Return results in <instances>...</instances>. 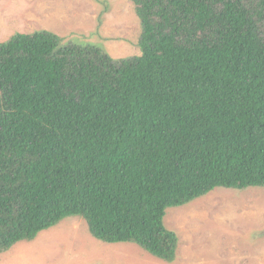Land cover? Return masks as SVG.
<instances>
[{"label":"trees","instance_id":"trees-1","mask_svg":"<svg viewBox=\"0 0 264 264\" xmlns=\"http://www.w3.org/2000/svg\"><path fill=\"white\" fill-rule=\"evenodd\" d=\"M140 55L0 43V255L68 218L173 263L167 210L264 188V0H129Z\"/></svg>","mask_w":264,"mask_h":264},{"label":"rangeland","instance_id":"rangeland-1","mask_svg":"<svg viewBox=\"0 0 264 264\" xmlns=\"http://www.w3.org/2000/svg\"><path fill=\"white\" fill-rule=\"evenodd\" d=\"M48 30L65 42L93 43L114 59L140 55V20L129 0H0V43ZM179 237L173 263L132 243L96 240L84 220L68 218L0 255V264H264V188H216L167 210Z\"/></svg>","mask_w":264,"mask_h":264}]
</instances>
